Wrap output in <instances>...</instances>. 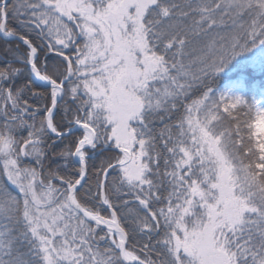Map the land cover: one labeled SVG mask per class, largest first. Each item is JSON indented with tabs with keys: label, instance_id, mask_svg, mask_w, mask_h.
I'll return each mask as SVG.
<instances>
[{
	"label": "snow or ice",
	"instance_id": "6c2138e0",
	"mask_svg": "<svg viewBox=\"0 0 264 264\" xmlns=\"http://www.w3.org/2000/svg\"><path fill=\"white\" fill-rule=\"evenodd\" d=\"M253 71L264 0H0V264H264Z\"/></svg>",
	"mask_w": 264,
	"mask_h": 264
},
{
	"label": "trees",
	"instance_id": "16d2710c",
	"mask_svg": "<svg viewBox=\"0 0 264 264\" xmlns=\"http://www.w3.org/2000/svg\"><path fill=\"white\" fill-rule=\"evenodd\" d=\"M245 79V96L249 101L253 98L257 102L262 100L263 96L260 93L261 88L264 87V72L253 71L252 75L249 77L246 73H240ZM236 78V77H233ZM227 82L221 81L220 87L223 88ZM253 118H255V112L252 113ZM247 117H245L246 119ZM59 119V117H57Z\"/></svg>",
	"mask_w": 264,
	"mask_h": 264
},
{
	"label": "rangeland",
	"instance_id": "374dc122",
	"mask_svg": "<svg viewBox=\"0 0 264 264\" xmlns=\"http://www.w3.org/2000/svg\"><path fill=\"white\" fill-rule=\"evenodd\" d=\"M260 93H261V95L263 96V98H262V100H260L258 103L264 104V87L261 88ZM244 94H245V90H244Z\"/></svg>",
	"mask_w": 264,
	"mask_h": 264
}]
</instances>
